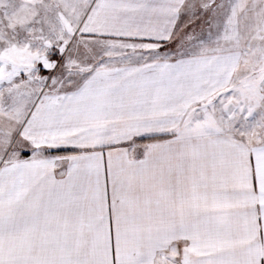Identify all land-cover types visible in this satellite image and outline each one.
Returning a JSON list of instances; mask_svg holds the SVG:
<instances>
[{"label":"snow or ice","instance_id":"6c2138e0","mask_svg":"<svg viewBox=\"0 0 264 264\" xmlns=\"http://www.w3.org/2000/svg\"><path fill=\"white\" fill-rule=\"evenodd\" d=\"M0 264H264V0H0Z\"/></svg>","mask_w":264,"mask_h":264}]
</instances>
